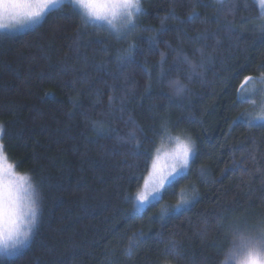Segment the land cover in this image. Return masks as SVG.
Returning <instances> with one entry per match:
<instances>
[{"label": "trees", "instance_id": "1", "mask_svg": "<svg viewBox=\"0 0 264 264\" xmlns=\"http://www.w3.org/2000/svg\"><path fill=\"white\" fill-rule=\"evenodd\" d=\"M243 2L237 0V10L229 12L215 0H203L207 7L197 0H143L146 14L139 19L143 28L159 29L173 11L185 18L193 6L200 15L192 24L167 20V26L186 29L187 35L170 31L162 37L183 49L198 65V75L188 79L191 68L183 64L179 73L159 80L156 69L151 89L143 72L121 67L116 59L127 41L85 25L71 6L27 30L0 32V123L8 130V162H20L15 171L31 175L43 198L35 238L17 255L0 257V264H152L155 241L145 239L129 249V237L136 230L149 237L161 230L162 224L149 218L162 205H174L181 188L185 196L194 189L200 196L190 211L163 226L166 235L174 234L182 244L175 264L226 260L231 237L226 235L227 226L238 218L253 220L264 214V175L257 172L264 169V128L230 127L246 106H233L243 77H258L264 71L258 68L264 63L258 11H246ZM228 24L236 30L228 31ZM214 31L217 35L207 41L189 39ZM100 39L104 44L96 43ZM105 46L107 53L101 50ZM198 48L203 49L202 56ZM160 49L168 52L163 44ZM173 55H168L166 68ZM145 59L151 67L159 61V53L139 57ZM100 64L103 67L97 71ZM177 76L187 87L180 95L171 83ZM164 122L173 136L187 134L195 141L192 176L166 186L159 203L133 213V201L126 197L142 186L147 169L121 138L126 140L135 129L140 139L136 125L148 132ZM102 127L109 130L107 134L99 133ZM154 140L144 145L153 154L168 136ZM234 161L242 162V168L234 169ZM201 166L207 184L198 179ZM191 180L196 181L194 186Z\"/></svg>", "mask_w": 264, "mask_h": 264}, {"label": "snow or ice", "instance_id": "2", "mask_svg": "<svg viewBox=\"0 0 264 264\" xmlns=\"http://www.w3.org/2000/svg\"><path fill=\"white\" fill-rule=\"evenodd\" d=\"M201 6L207 7L203 0H197ZM221 9L229 12L237 10V0H215ZM65 6H71V10L80 17L85 25H92L98 32H106L108 36L117 41H127V47L117 56L121 67H135L148 77L146 87L151 89L153 72L158 69L157 79L162 80L169 73L175 71L179 73L183 64H188L191 73L188 79L198 75V65L189 59L182 48H174L167 40L162 37L170 31L187 30L177 27H169L165 23L167 20L178 21L180 25L192 24L200 19L199 13L193 6V11L187 17L181 18L173 11L167 14L161 22L159 29L143 28L139 24L141 16L146 14L143 0H0V29H14L25 24H39L47 16L58 10H63ZM243 7L246 11L256 9L258 16L256 19L261 23L257 25L258 30L264 33V0H244ZM8 19L9 23H4ZM219 26V17H215ZM243 19V18H242ZM207 22V19H205ZM228 31H235V25H226ZM245 29L243 25L240 31ZM149 32L150 35L144 36L142 33ZM217 33L203 32L189 37L193 41H207L214 38ZM242 38V37H237ZM96 43L104 44V40H97ZM163 44L168 52L161 51L160 45ZM147 45V48L144 47ZM108 52V47L101 49ZM203 55V49H196ZM159 53V61L149 67L147 59L139 60V57L148 54ZM174 54L172 62L168 64V55ZM87 62V60H86ZM202 67V64L199 65ZM103 64L97 65L96 70L100 71ZM258 68L264 69V63ZM86 75V73H85ZM176 87V94L180 95L187 90L181 83L179 76L171 82ZM251 85V87H249ZM112 97L109 98L110 103ZM248 105L243 108L236 117H233L230 127L244 125L248 129L264 128V71L259 76L246 75L236 91V101L234 107ZM123 111V108L119 109ZM132 123H135L134 121ZM141 134L137 139L135 129L128 134L127 139L121 138L125 145L131 146V155L143 160L147 169V175L143 177V190L137 191L135 196H128L126 199L134 200L132 212L142 213L147 207L154 206L163 199L166 185L170 187L187 180L192 176V165L195 164L197 157V147L191 137L181 138L180 135L173 136L164 122L159 129L149 127L148 132L139 125L135 126ZM100 134H107L109 131L100 128ZM151 133V135H149ZM167 135L169 140L176 142V147L166 153L170 164H161L159 148L155 154L144 145L145 143L154 144V137ZM8 130L5 124L0 123V257L15 256L27 247L38 233L43 218V198L38 186L33 181L31 175L18 174L16 165L9 163L7 154L6 138ZM255 142V141H253ZM150 161V163H149ZM243 164L234 161L233 167L242 168ZM257 172L264 175V169H257ZM199 181L207 184L208 178L203 166L199 169ZM194 186L196 181L191 180ZM185 189H180L179 199L174 205H162L158 214L150 217L162 224L159 231L152 232L150 237L143 231L136 230L134 236L129 237L128 248L139 247L145 239H153L156 244V256L152 264H175L180 257L182 244L174 238V234H165L164 225L182 215L183 212L190 211L198 203L199 191L195 190L190 196L184 195ZM217 224L223 226V217L217 219ZM226 235L235 236L239 243L233 242L231 253L221 264H264V215L257 216L254 220L238 218L227 226ZM162 245V247H161Z\"/></svg>", "mask_w": 264, "mask_h": 264}, {"label": "rangeland", "instance_id": "3", "mask_svg": "<svg viewBox=\"0 0 264 264\" xmlns=\"http://www.w3.org/2000/svg\"><path fill=\"white\" fill-rule=\"evenodd\" d=\"M4 23H9L10 21L8 19H4L3 21ZM34 25L36 24H25L23 26H17L15 27L14 29H0V32H6V33H14V32H20V31H24V30H27L29 29L30 27H33ZM253 26L255 25V23L252 24ZM249 87H251V85H249ZM245 108H249L248 105L245 106ZM179 135V134H177ZM181 138H187L189 137L187 134L186 135H180ZM176 147V142L174 140H167L166 142H163L161 143L157 148H159V155L161 157V160H160V163L163 165V164H170L171 163V160L170 159H167L165 154L166 153H170L174 148ZM155 154V152H154ZM18 173V172H17ZM18 174H21V173H18ZM167 186V185H166ZM143 190V183H142V186L137 190V191H141ZM137 191L132 195L133 197L135 196V194L137 193ZM133 201V204H134V200ZM259 215H264L262 213H260ZM243 219H247L249 221H252V218H249L248 217H243ZM255 219V218H254ZM253 219V220H254ZM233 242L235 243H239V239L235 236H231L229 237V240H228V245L227 247L225 248V253L226 255L229 257L230 256V253H231V249L229 250V246L230 244H232Z\"/></svg>", "mask_w": 264, "mask_h": 264}]
</instances>
